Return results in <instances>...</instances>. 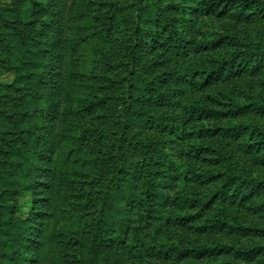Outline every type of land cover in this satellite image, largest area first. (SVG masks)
Masks as SVG:
<instances>
[{"label":"rangeland","instance_id":"374dc122","mask_svg":"<svg viewBox=\"0 0 264 264\" xmlns=\"http://www.w3.org/2000/svg\"><path fill=\"white\" fill-rule=\"evenodd\" d=\"M38 1L35 45L0 34L12 46L10 65L0 61V224L13 219L0 230V264H264V250L192 252L264 246V188L239 195L234 183L214 198L223 176L193 175L229 162L264 179V53L244 62L241 46H201L206 28L259 42L264 0L212 11L201 0ZM14 3L0 0V30ZM225 59L229 75L217 69ZM206 68L220 76L202 86ZM194 104L230 114L190 118ZM205 126L235 128L198 135ZM28 146L45 150L34 164ZM154 187L161 199L136 206ZM184 193L209 197L180 209ZM144 210L149 222L136 221ZM179 212L199 216L180 221Z\"/></svg>","mask_w":264,"mask_h":264},{"label":"trees","instance_id":"16d2710c","mask_svg":"<svg viewBox=\"0 0 264 264\" xmlns=\"http://www.w3.org/2000/svg\"><path fill=\"white\" fill-rule=\"evenodd\" d=\"M33 4L29 5L26 0H15L14 3V8L13 11L8 15L9 17H3V23H2V30H0V34L5 33L8 35H12L13 38H11L12 41H17L18 43L20 41H22L23 35L27 36V41H25L27 48H29V46H33L35 45L34 40L35 37H37V34H35V28H34V22L31 18V14L29 12V7H32L34 5L38 6L37 11H39L41 8H39L40 6L43 5L42 2H39L38 0H32ZM236 0H201L200 4L202 6V8L205 11H212L215 10L216 8L224 5V6H228L231 5L233 2H235ZM249 1L252 2H257L256 0H242V2L245 3H251ZM26 3V4H25ZM33 8V7H32ZM0 13L4 14L3 11H1L0 9ZM51 28V27H50ZM6 29H10L9 32H6ZM54 28H51V30L54 32L53 30ZM34 32V33H33ZM49 33V32H48ZM53 35V34H52ZM204 36H205V40L203 42V44L201 45L203 47V49H207V48H217L219 46H221L223 43L226 42H230L233 45H238L243 47L241 50V61L247 62L250 60L251 55H255V59L256 61L260 58L259 57V53H261L263 51L264 53V38H262L259 42H252L250 41H242L240 39H238L236 36L234 35H230V34H226L225 32H222L218 29H213V28H206L204 30ZM8 41V40H7ZM6 43L4 40H2L0 38V61H2V63H7L5 66H9L11 63V58H7L4 55H12V46H9L7 44H3ZM8 43V42H7ZM29 44V45H27ZM247 51V52H245ZM256 63V62H255ZM222 66L217 67L218 68H223V69H227L228 75L229 73L232 71V67H233V60H227L225 59L224 61H222ZM254 69L257 67L256 64H254V66H252ZM202 72L204 74H202V80H199L200 85H205V83H210L212 80L217 79L220 74L218 73V71L216 70V68H211V69H203ZM157 88V87H156ZM159 92V94L161 93L162 95L164 94V91H162L161 89L159 90V88H157ZM260 109L263 108L264 109V105H260L258 106ZM246 108V105L244 106H239V108L232 112L234 115L238 114V110L242 109L244 110ZM187 112L190 118L193 117H201L202 115H227L228 113L230 114L229 111H219L217 109H213L210 108L209 106L206 105H190L187 107ZM167 126H169L167 124ZM235 127H214V128H210V127H199L197 132L198 135H203V134H213L215 133V131L217 129H223V130H231L234 129ZM237 128V127H236ZM100 131V130H99ZM171 131H174V129H171ZM237 132V131H236ZM214 148H210V146H194L193 150L196 152V154H202L203 152L207 151V150H213ZM45 152V150H43V148H36L35 146H28L23 150V153L26 156V159H28L32 164L35 163V157L37 154L42 155V153ZM122 152V151H121ZM145 159V163H149L148 161L150 160V157H144ZM120 158H117V161L115 162L116 165L121 166L122 164H120ZM0 162L1 159H0ZM1 165V163H0ZM1 168V167H0ZM1 170V169H0ZM194 177L197 179L198 182L203 183L206 181H210L212 179H217L221 176H223L222 179V183H221V188L220 190L216 191L213 195L214 198L217 196L218 194L223 195L225 193V190L230 186H232V184L236 183V186L239 187V195H242L244 193L245 189H253L256 190L255 187H263L264 188V179H255V178H251V177H246L243 176L242 174H237V172L235 171V169L232 167L231 163H227V168L223 173H216L213 174L211 172H198V171H194L193 172ZM208 179V180H207ZM117 188L119 190V192L121 193V195H123L124 198L126 199H130V197L128 196L127 192L122 188V184H117ZM156 187H154L152 190H149V195H146L145 197L143 196V194L140 192L139 194V198L137 199L138 201L136 202V206L141 207L143 206V204H141L142 201L146 200V201H152V198H158L161 199L162 195L164 193L159 192V190L155 189ZM3 192H0V195ZM209 196H204V199L202 198H197L195 196H190L187 193H184L181 196H177L176 200H178L177 206L180 208H188V207H194L197 205V203H200V206H204L206 205V201L208 199ZM149 203V202H148ZM180 208V209H182ZM141 218L136 220V221H141V222H149V214L146 210H144L141 213ZM143 216L146 217V219L142 218ZM199 216V213H190V214H182V213H178L177 214V218L180 221H186L189 220L191 218H196ZM148 218V219H147ZM11 220H13L12 218H6L3 221V223L0 224V230L2 231H6L8 228H5L4 225L6 223H10ZM18 220V226L20 224H24V219H17ZM139 228V225H136ZM6 229V230H5ZM262 232V231H261ZM1 242V240H0ZM145 242L147 243V241L145 240ZM134 245H132L133 247ZM224 249H231V250H235L237 254L240 255H246L249 257H252L253 255H251L252 253L256 252H260L262 250H264V246H253L249 249H244V248H233V247H225L223 249H219L216 247H212V248H194L192 249V252L194 253H200V254H204L206 252H208L209 254H214L216 252H221V250L224 251ZM187 250V249H186ZM184 250H179L178 254H183ZM20 263L23 264L24 260L21 259ZM226 264V263H225Z\"/></svg>","mask_w":264,"mask_h":264}]
</instances>
